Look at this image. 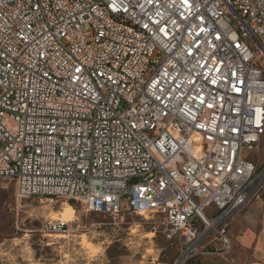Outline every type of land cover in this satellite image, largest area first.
Instances as JSON below:
<instances>
[{
    "label": "built area",
    "instance_id": "1",
    "mask_svg": "<svg viewBox=\"0 0 264 264\" xmlns=\"http://www.w3.org/2000/svg\"><path fill=\"white\" fill-rule=\"evenodd\" d=\"M263 141L264 0H0V180L19 200L162 216L190 235L184 264L230 251Z\"/></svg>",
    "mask_w": 264,
    "mask_h": 264
},
{
    "label": "rangeland",
    "instance_id": "2",
    "mask_svg": "<svg viewBox=\"0 0 264 264\" xmlns=\"http://www.w3.org/2000/svg\"><path fill=\"white\" fill-rule=\"evenodd\" d=\"M251 157L259 168L264 166V141ZM67 204L75 208V218L65 232L46 230L48 222L60 220ZM165 230L159 215L113 217L87 211L76 200H19L15 183L0 180V264H182L179 259L190 246L185 233L170 239ZM63 233L66 238L59 236ZM195 257L184 264H192Z\"/></svg>",
    "mask_w": 264,
    "mask_h": 264
},
{
    "label": "crops",
    "instance_id": "3",
    "mask_svg": "<svg viewBox=\"0 0 264 264\" xmlns=\"http://www.w3.org/2000/svg\"><path fill=\"white\" fill-rule=\"evenodd\" d=\"M228 236L232 244L228 253L220 252V241L204 244L209 253L197 255L192 264H264V188L233 217Z\"/></svg>",
    "mask_w": 264,
    "mask_h": 264
},
{
    "label": "bare ground",
    "instance_id": "4",
    "mask_svg": "<svg viewBox=\"0 0 264 264\" xmlns=\"http://www.w3.org/2000/svg\"><path fill=\"white\" fill-rule=\"evenodd\" d=\"M60 214H61V217H60V221L61 222H65V223L71 222L75 218V208L73 207V205L67 204V206L64 208V210ZM184 233L188 235V238H190V235H189L188 231L185 230ZM151 235L152 234L149 233V234H147V237H150ZM59 236L62 237V238H66L67 237V235L64 234V233L60 234ZM83 240L85 242V245L87 247H90V245L85 241V237L83 238ZM180 260H181V262H183V259H180Z\"/></svg>",
    "mask_w": 264,
    "mask_h": 264
},
{
    "label": "snow or ice",
    "instance_id": "5",
    "mask_svg": "<svg viewBox=\"0 0 264 264\" xmlns=\"http://www.w3.org/2000/svg\"><path fill=\"white\" fill-rule=\"evenodd\" d=\"M185 2H187V0H185ZM157 23H159L158 21H157ZM216 81H213V83H215ZM237 90H239V89H237ZM211 106V105H210Z\"/></svg>",
    "mask_w": 264,
    "mask_h": 264
}]
</instances>
